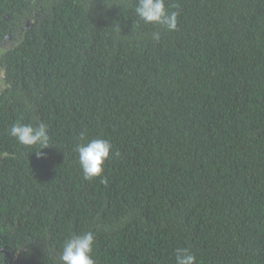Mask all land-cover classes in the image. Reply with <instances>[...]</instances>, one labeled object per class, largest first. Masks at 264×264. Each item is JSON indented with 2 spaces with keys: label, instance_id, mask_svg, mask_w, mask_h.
<instances>
[{
  "label": "trees",
  "instance_id": "obj_1",
  "mask_svg": "<svg viewBox=\"0 0 264 264\" xmlns=\"http://www.w3.org/2000/svg\"><path fill=\"white\" fill-rule=\"evenodd\" d=\"M0 0V264H60L95 235L96 264H264V0ZM159 32L160 38H153ZM2 76V75H1ZM48 126L26 147L14 123ZM112 145L85 180L77 145Z\"/></svg>",
  "mask_w": 264,
  "mask_h": 264
},
{
  "label": "clouds",
  "instance_id": "obj_2",
  "mask_svg": "<svg viewBox=\"0 0 264 264\" xmlns=\"http://www.w3.org/2000/svg\"><path fill=\"white\" fill-rule=\"evenodd\" d=\"M135 14L145 24L159 25L168 31H174L178 25V11H170L165 0H137ZM153 38L159 40L160 33L154 32ZM9 134L16 141L26 147L39 146L35 152L37 156L44 155L42 149L50 146L48 126L40 123L38 126L24 123H14ZM112 145L105 139H93L77 145L79 166L85 180L100 178L101 183H107L103 176L105 163L110 159ZM95 235L84 232L72 235L65 240L59 257L60 264H96L93 258ZM176 264H196V256L188 248L181 247L175 250Z\"/></svg>",
  "mask_w": 264,
  "mask_h": 264
},
{
  "label": "rangeland",
  "instance_id": "obj_3",
  "mask_svg": "<svg viewBox=\"0 0 264 264\" xmlns=\"http://www.w3.org/2000/svg\"><path fill=\"white\" fill-rule=\"evenodd\" d=\"M20 38V37H19ZM19 38L18 37H8L5 41H3L2 43H0V55L5 51L7 50L8 48L14 46L17 41H19ZM2 75V76H1ZM4 70L3 68L1 69L0 68V90L4 88L5 86V79H4ZM9 257H10V263L9 264H13V258H14V255H11V253H9Z\"/></svg>",
  "mask_w": 264,
  "mask_h": 264
}]
</instances>
